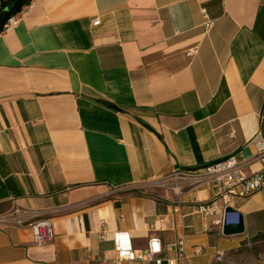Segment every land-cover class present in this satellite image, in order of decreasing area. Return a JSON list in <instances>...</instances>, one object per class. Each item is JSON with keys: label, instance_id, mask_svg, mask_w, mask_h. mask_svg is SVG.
Here are the masks:
<instances>
[{"label": "crops", "instance_id": "crops-1", "mask_svg": "<svg viewBox=\"0 0 264 264\" xmlns=\"http://www.w3.org/2000/svg\"><path fill=\"white\" fill-rule=\"evenodd\" d=\"M261 136L264 0H29L0 31V264H155L113 233L156 236L161 264H257L264 184L226 235L212 179L174 173L234 153L250 174Z\"/></svg>", "mask_w": 264, "mask_h": 264}, {"label": "built area", "instance_id": "built-area-1", "mask_svg": "<svg viewBox=\"0 0 264 264\" xmlns=\"http://www.w3.org/2000/svg\"><path fill=\"white\" fill-rule=\"evenodd\" d=\"M201 14L203 17L202 26L205 31L208 30L213 24L212 19L207 18L204 9H201ZM13 22V16L6 20L3 24L2 29H9ZM93 24H97L98 21H92ZM195 53V47H190L186 50V54L191 56ZM257 152L256 157L261 160V167L252 173H245L242 169V163L236 157L234 153H231L226 159L212 163L206 164L195 170L182 169L175 172L174 174L182 177L184 179H192L197 181L203 177H210L214 185L219 189L218 196L222 201L224 218L226 216L232 219L226 218L224 221H234L238 219V209L235 207V200L238 198L247 197V195L253 193L254 191L262 188L264 184V136L258 138L257 140ZM235 207L233 212H225L226 207ZM196 211L200 213H206L208 211H214V206L210 204H199L196 207ZM12 221L17 225H22L23 221L20 217L18 210H14L11 215ZM224 223V222H223ZM29 226L32 231V241L35 244H40L44 240H49L52 238V233L50 230L49 220L46 218H39L31 221ZM113 248L116 252V258L127 259V260H140V261H153L155 264H161V251L162 247L159 239L156 236H152L147 240L144 249L135 250L132 249L128 236L122 235L121 233H113L112 235ZM179 257L185 258L183 252L182 241L180 239L176 240L174 243ZM195 251H199L198 247H194ZM170 263V261H168Z\"/></svg>", "mask_w": 264, "mask_h": 264}, {"label": "water", "instance_id": "water-1", "mask_svg": "<svg viewBox=\"0 0 264 264\" xmlns=\"http://www.w3.org/2000/svg\"><path fill=\"white\" fill-rule=\"evenodd\" d=\"M20 2L21 0H12V3L8 7L0 11V31L2 30V26L6 22V20L11 18L17 13L20 7ZM227 157L228 156L216 159L212 161L210 164L222 161ZM233 209H235L234 206L233 207L228 206L226 207L225 212H233ZM237 218L238 219H234V221H229V220L224 221L222 225V231L224 234L226 235L235 234L234 232H240L244 229V221L240 212H238Z\"/></svg>", "mask_w": 264, "mask_h": 264}, {"label": "rangeland", "instance_id": "rangeland-1", "mask_svg": "<svg viewBox=\"0 0 264 264\" xmlns=\"http://www.w3.org/2000/svg\"><path fill=\"white\" fill-rule=\"evenodd\" d=\"M255 261L257 264H264V242L258 243L255 246Z\"/></svg>", "mask_w": 264, "mask_h": 264}, {"label": "trees", "instance_id": "trees-1", "mask_svg": "<svg viewBox=\"0 0 264 264\" xmlns=\"http://www.w3.org/2000/svg\"><path fill=\"white\" fill-rule=\"evenodd\" d=\"M12 3V0H0V11L6 7H8ZM29 3V0H21L20 7L17 12L21 10V8ZM264 236V233L258 234ZM257 235V236H258Z\"/></svg>", "mask_w": 264, "mask_h": 264}]
</instances>
